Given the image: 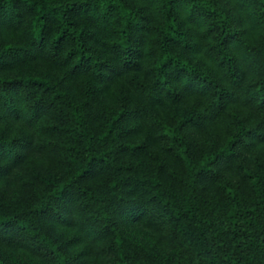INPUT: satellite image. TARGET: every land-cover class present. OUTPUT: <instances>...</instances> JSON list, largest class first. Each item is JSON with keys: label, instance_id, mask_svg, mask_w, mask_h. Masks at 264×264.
Returning <instances> with one entry per match:
<instances>
[{"label": "trees", "instance_id": "trees-1", "mask_svg": "<svg viewBox=\"0 0 264 264\" xmlns=\"http://www.w3.org/2000/svg\"><path fill=\"white\" fill-rule=\"evenodd\" d=\"M0 264H264V0H0Z\"/></svg>", "mask_w": 264, "mask_h": 264}]
</instances>
